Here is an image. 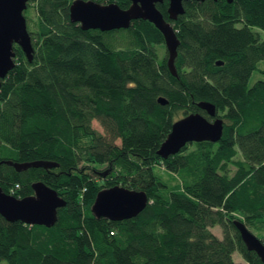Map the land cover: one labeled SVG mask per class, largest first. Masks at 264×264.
<instances>
[{
	"label": "trees",
	"instance_id": "obj_1",
	"mask_svg": "<svg viewBox=\"0 0 264 264\" xmlns=\"http://www.w3.org/2000/svg\"><path fill=\"white\" fill-rule=\"evenodd\" d=\"M71 1H28L33 57L15 44L0 87V185L22 197L41 179L66 204L50 226L0 213V264H264L235 223L264 241V79L249 84L264 72V0H185L173 20L176 74L153 22L85 29L70 19ZM168 3L157 6L170 19ZM200 100L224 119L221 137L161 156L175 119L212 118ZM35 160L57 164L12 163ZM115 184L145 190L147 204L132 217H97V192ZM218 224L222 236L211 229Z\"/></svg>",
	"mask_w": 264,
	"mask_h": 264
},
{
	"label": "water",
	"instance_id": "obj_2",
	"mask_svg": "<svg viewBox=\"0 0 264 264\" xmlns=\"http://www.w3.org/2000/svg\"><path fill=\"white\" fill-rule=\"evenodd\" d=\"M29 0H0V87L1 79L16 64L15 44H18L29 60H32L34 46L31 32L27 25L24 10ZM162 0H130L127 7L116 1L100 2L97 0H72L69 8L70 19L77 21L82 28H99L111 30L129 27L133 19L145 18L155 24L163 33L167 49V64L172 73H177L175 58L178 53L180 39L171 22L157 6ZM185 0H169L167 11L172 20L185 11ZM231 2L232 0H228ZM218 60L217 63H221ZM161 103L168 100L159 96ZM198 105L205 109L207 115L200 111L189 112L175 119L171 130L160 143L158 153L167 157L178 152L190 141H217L223 132L224 119L217 114L216 105L209 100H200ZM17 169L28 166L56 165L49 160L13 161ZM33 192L22 197L6 192L0 185V213L8 220H21L29 224H44L50 226L58 218L59 207L66 204L65 198L58 191L38 179L32 182ZM148 202L145 190L129 188L115 184L101 188L91 205L92 212L97 217L123 219L137 214ZM241 237L247 248L253 249L264 261V241L255 234L243 221L235 219Z\"/></svg>",
	"mask_w": 264,
	"mask_h": 264
},
{
	"label": "rangeland",
	"instance_id": "obj_3",
	"mask_svg": "<svg viewBox=\"0 0 264 264\" xmlns=\"http://www.w3.org/2000/svg\"><path fill=\"white\" fill-rule=\"evenodd\" d=\"M27 14L29 15V17L31 18L30 20H33L36 18V10L34 7L30 6V8L28 9L27 11ZM32 23V22H31ZM30 23V24H31ZM262 36L264 37V32L262 33ZM107 41L108 43L111 45V46H117V45H120L121 43L119 42V40L117 38H109L107 37ZM158 50L160 52V54L164 53L165 51H167L166 49V44L164 42V45L163 44H159L158 45ZM259 66L260 67H264V60H261L259 61ZM258 78H262L264 79V72L260 71V70H254L249 78V84H252L256 79ZM94 125L98 128H101L100 125L98 124L97 121H94ZM162 167V166H161ZM163 176L165 178H169V175L166 173V172H163L162 173ZM212 231L214 233H216L218 236H222L223 232H222V227L218 224V225H214L211 227ZM253 231L255 233H258V234H261V231L256 228V227H252ZM233 257L236 259V260H242V255L238 252V251H235L233 253Z\"/></svg>",
	"mask_w": 264,
	"mask_h": 264
},
{
	"label": "flooded vegetation",
	"instance_id": "obj_4",
	"mask_svg": "<svg viewBox=\"0 0 264 264\" xmlns=\"http://www.w3.org/2000/svg\"><path fill=\"white\" fill-rule=\"evenodd\" d=\"M134 20V19H133ZM169 20H171V19H169ZM171 22H172V24H173V20H171Z\"/></svg>",
	"mask_w": 264,
	"mask_h": 264
},
{
	"label": "built area",
	"instance_id": "obj_5",
	"mask_svg": "<svg viewBox=\"0 0 264 264\" xmlns=\"http://www.w3.org/2000/svg\"><path fill=\"white\" fill-rule=\"evenodd\" d=\"M16 186H18V184H16Z\"/></svg>",
	"mask_w": 264,
	"mask_h": 264
}]
</instances>
